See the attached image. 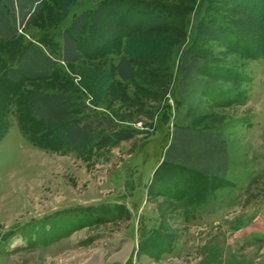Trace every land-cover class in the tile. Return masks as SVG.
<instances>
[{
    "label": "rangeland",
    "instance_id": "1",
    "mask_svg": "<svg viewBox=\"0 0 264 264\" xmlns=\"http://www.w3.org/2000/svg\"><path fill=\"white\" fill-rule=\"evenodd\" d=\"M96 1L42 0L38 16L0 42V264H264V0H209L201 12L197 0H153L187 9L150 33L121 21V35L98 48L79 37L83 57L48 78H4L20 43H57ZM185 46L227 69L209 78L232 88L234 102L187 114L175 100ZM120 55L133 62L129 79L114 70ZM32 89L78 95L136 132L65 150L26 113ZM172 121L221 133L222 175L180 178L158 164Z\"/></svg>",
    "mask_w": 264,
    "mask_h": 264
},
{
    "label": "trees",
    "instance_id": "2",
    "mask_svg": "<svg viewBox=\"0 0 264 264\" xmlns=\"http://www.w3.org/2000/svg\"><path fill=\"white\" fill-rule=\"evenodd\" d=\"M41 2L0 0V42L16 37L22 27L35 19ZM206 2L209 4V0L196 1L198 12ZM186 9L176 3H155L153 0H97L91 8L72 15L68 26L59 31L57 43L43 38H29L20 43L12 65L3 73L4 78L12 83L48 78L59 62L71 63L83 57L79 37L82 47L98 48L121 35V21L141 32L150 33L181 18ZM203 14L200 13V16ZM114 70L120 78L129 79L134 74L133 62L129 57L120 55ZM225 70L193 54L185 46L179 54L175 100L185 105L187 114V106L200 108L234 102L230 92L232 88L209 78H220ZM24 109L34 121L49 126L65 150L76 153L83 152L88 146L115 143L136 132L134 127L119 126L111 115L92 109L78 95L64 91L32 89L24 102ZM190 124L198 126L193 122ZM179 129L180 133L172 132L164 149L163 161L169 163V173L177 172L178 177L184 175L186 179L191 176L187 172L207 175V167L215 161L213 152L219 156L223 152L226 161L223 138L214 131L213 138H208L213 128L205 131L190 127ZM178 167L184 168V171Z\"/></svg>",
    "mask_w": 264,
    "mask_h": 264
},
{
    "label": "crops",
    "instance_id": "3",
    "mask_svg": "<svg viewBox=\"0 0 264 264\" xmlns=\"http://www.w3.org/2000/svg\"><path fill=\"white\" fill-rule=\"evenodd\" d=\"M179 127H190V128H193V129H201V130H207L208 128H210V127H206V126H193V125H191V124H188L187 122H185V123H174L173 121L171 122V126H170V128H169V131H167V135H168V138H167V140H166V143H165V145L163 146V151H164V149L166 148V146H167V143L170 141V139H171V134H172V132L174 133V134H177V133H180L181 132V130L179 129ZM175 128V129H174ZM212 130V133H210V135H208V138H209V140H210V138H213V136H214V134H213V131L214 132H216V134L218 135V136H220V137H222V135H221V133H219L218 131H216V130H213V129H211ZM223 138V137H222ZM223 142H224V139H223ZM201 148H202V146H201ZM163 151H162V154H163ZM198 154V153H197ZM200 154V153H199ZM213 158H215V161L211 164V165H209L208 167H207V171H206V173H207V175H222L223 173H224V171H225V167H226V161H225V158L223 157V152H221V155L219 156V155H217L216 153H214L213 152ZM162 156V155H161ZM161 156H160V159L158 160L159 162H158V164L159 163H161L162 162V160H163V158H161ZM156 168V167H155ZM154 168V169H155ZM214 187H217V186H214ZM198 202H200V200L198 201ZM203 202V201H202ZM202 202H200V203H202Z\"/></svg>",
    "mask_w": 264,
    "mask_h": 264
}]
</instances>
